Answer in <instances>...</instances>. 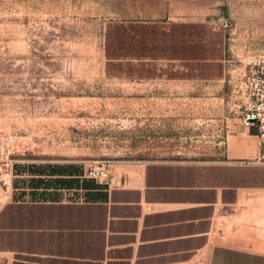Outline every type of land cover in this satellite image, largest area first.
<instances>
[{"label":"rangeland","instance_id":"rangeland-1","mask_svg":"<svg viewBox=\"0 0 264 264\" xmlns=\"http://www.w3.org/2000/svg\"><path fill=\"white\" fill-rule=\"evenodd\" d=\"M214 2L220 12L198 23L191 51L198 62L212 54L206 72L224 76L189 83L122 78L157 70L128 64L110 35L117 20L147 17L139 0H0V171L226 162L257 149L240 113L244 74L264 56V0Z\"/></svg>","mask_w":264,"mask_h":264},{"label":"crops","instance_id":"crops-1","mask_svg":"<svg viewBox=\"0 0 264 264\" xmlns=\"http://www.w3.org/2000/svg\"><path fill=\"white\" fill-rule=\"evenodd\" d=\"M135 8L147 17L117 20L110 35L125 42L128 64L157 70L122 78L191 83L224 76L198 74L191 51L197 47L191 26L220 12L214 0H139ZM176 45L181 55L189 47L185 58L173 56ZM161 60L167 64L155 63ZM257 133L246 128L257 149L246 144L226 162L152 161L110 168L104 181L75 163L9 176L0 171V258L4 264H264V146Z\"/></svg>","mask_w":264,"mask_h":264},{"label":"built area","instance_id":"built-area-1","mask_svg":"<svg viewBox=\"0 0 264 264\" xmlns=\"http://www.w3.org/2000/svg\"><path fill=\"white\" fill-rule=\"evenodd\" d=\"M242 111L240 123L245 127H257V136L264 145V56L260 57L244 74ZM110 164L95 161L86 167L85 175L99 181L109 177Z\"/></svg>","mask_w":264,"mask_h":264},{"label":"trees","instance_id":"trees-1","mask_svg":"<svg viewBox=\"0 0 264 264\" xmlns=\"http://www.w3.org/2000/svg\"><path fill=\"white\" fill-rule=\"evenodd\" d=\"M192 27V29L193 30H195V29H197V31H194L193 33H191V41H194V40H197V39H199V35L197 34V32H198V29L199 28H201V27H204V25H202V24H194V25H192L191 26ZM186 35H187V33H186ZM197 42H198V40H197ZM206 43H208V41L206 42ZM187 45H186V47L183 49V55L184 56H186L188 53H187ZM209 50V49H208ZM207 50V51H208ZM208 53H209V51H208ZM205 59H212L213 60V56H212V54H209V57L207 56V54L205 55V57H204V55L202 56V59L201 60H205ZM214 61V60H213ZM211 63L212 62H207V63H201V62H198L197 63V69H198V74H203L204 73V70L206 71L207 69H210V68H212L213 67V64L211 65ZM129 74V73H128Z\"/></svg>","mask_w":264,"mask_h":264}]
</instances>
